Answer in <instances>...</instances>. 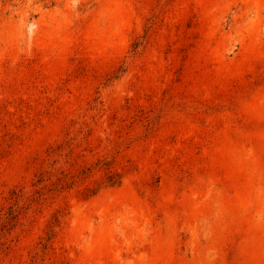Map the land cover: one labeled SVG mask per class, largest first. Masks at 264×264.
Instances as JSON below:
<instances>
[{
  "label": "rangeland",
  "instance_id": "374dc122",
  "mask_svg": "<svg viewBox=\"0 0 264 264\" xmlns=\"http://www.w3.org/2000/svg\"><path fill=\"white\" fill-rule=\"evenodd\" d=\"M0 264H264V0H0Z\"/></svg>",
  "mask_w": 264,
  "mask_h": 264
}]
</instances>
